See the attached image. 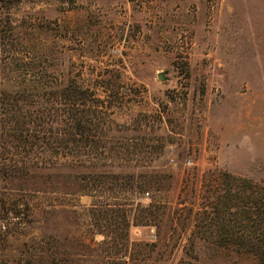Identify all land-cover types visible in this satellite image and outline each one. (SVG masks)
<instances>
[{
	"label": "rangeland",
	"instance_id": "rangeland-1",
	"mask_svg": "<svg viewBox=\"0 0 264 264\" xmlns=\"http://www.w3.org/2000/svg\"><path fill=\"white\" fill-rule=\"evenodd\" d=\"M6 13L0 99L27 98L22 111L56 127L62 91L88 89L104 146L31 162L52 152L10 148L0 110V263L47 247L60 264H264L191 246L193 213L176 210L198 203L209 171L264 180V0H21Z\"/></svg>",
	"mask_w": 264,
	"mask_h": 264
},
{
	"label": "trees",
	"instance_id": "trees-1",
	"mask_svg": "<svg viewBox=\"0 0 264 264\" xmlns=\"http://www.w3.org/2000/svg\"><path fill=\"white\" fill-rule=\"evenodd\" d=\"M20 1L0 0V44L12 33V24L6 11ZM61 94L65 99V107L61 110L67 119L63 121V125L56 127L49 124V120L45 121L43 115L33 116L28 109H25L26 112L22 111L25 104L17 101L24 102L27 98L16 97L14 103L9 105L8 96L0 99V110L8 113V122L11 123L8 134L10 148L25 153L33 152L37 148L52 152V157H29L31 162L74 164L86 161L77 159L78 156L86 154L88 157L93 149L104 146L98 139L104 129V122L100 119L103 111L98 108L91 109V100L99 99L88 92V89L77 85L67 87ZM19 163L23 164L24 160H15L14 167L23 169L24 165L18 166ZM83 188L87 190V184ZM200 188L199 201L195 206H187L181 202V206L176 209H185L188 214L186 218L193 213L190 219L192 229L188 237L190 245L198 237L220 247H233L240 252L250 253L263 263L264 180L255 182L227 171H209L208 175L203 176ZM145 214V218H156L150 212ZM58 254L57 249L47 247L22 250L19 257H14V264H60L62 259Z\"/></svg>",
	"mask_w": 264,
	"mask_h": 264
},
{
	"label": "water",
	"instance_id": "water-1",
	"mask_svg": "<svg viewBox=\"0 0 264 264\" xmlns=\"http://www.w3.org/2000/svg\"><path fill=\"white\" fill-rule=\"evenodd\" d=\"M159 77H160V79H161V78H162V75H160Z\"/></svg>",
	"mask_w": 264,
	"mask_h": 264
}]
</instances>
